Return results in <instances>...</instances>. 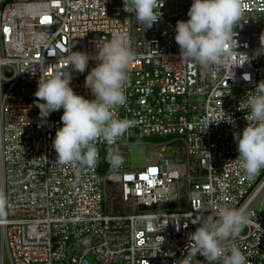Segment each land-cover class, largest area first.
Instances as JSON below:
<instances>
[{"label":"built area","instance_id":"2783aa9c","mask_svg":"<svg viewBox=\"0 0 264 264\" xmlns=\"http://www.w3.org/2000/svg\"><path fill=\"white\" fill-rule=\"evenodd\" d=\"M192 3L164 0L161 19L145 29L124 0H0V192L8 200L0 264L5 254L10 264H183L199 227L192 220L213 204L246 209L249 223L234 242L249 264H264V171L247 178L234 139L249 123L243 101L264 81V51L254 55L262 49L264 0H244L237 46L219 68L180 57L175 26L189 19ZM114 34L135 57L127 104L115 115L137 123L115 144H96L95 167L60 165L52 145L63 109L41 126L38 81L67 71L68 50L94 54ZM239 53L249 57L240 66ZM96 65L72 73L71 87L86 99H94L85 80ZM137 142L147 152L164 143L171 155L140 170L113 169L110 153Z\"/></svg>","mask_w":264,"mask_h":264},{"label":"clouds","instance_id":"9594fccd","mask_svg":"<svg viewBox=\"0 0 264 264\" xmlns=\"http://www.w3.org/2000/svg\"><path fill=\"white\" fill-rule=\"evenodd\" d=\"M163 6L164 0H124L125 11L131 7L137 22L145 29L152 28L161 19ZM243 10L244 0H193L187 13L189 19L179 20L175 26L181 59L204 68L222 66L237 46L234 29ZM27 11L30 13L32 9ZM260 43L262 49L254 54L257 57L264 51V34ZM72 49L67 51V71H58L48 79L41 75L34 95L41 126L53 112L63 109V126L57 129L52 145L58 164L79 163L83 168H92L99 160L96 144H115L137 123L115 115L116 110L127 104L128 69L135 57L120 34H114L94 54ZM239 54L242 61L238 66L249 59L247 54ZM90 60L97 61V65L88 72L85 87L94 99H86L71 87L72 73H84ZM245 79L250 81L251 76L246 74ZM250 93L243 101L248 110L245 119L249 123L242 134H234V139L238 144L237 159L251 181L264 171V81ZM210 123L201 131H206ZM108 161L113 169L124 163L117 152L110 153ZM7 206V197L0 192V217L6 215ZM204 211L210 214L192 220L199 227L189 234L183 264H193L198 255L204 257L201 264H249L248 257L234 242L249 223L246 209L213 204Z\"/></svg>","mask_w":264,"mask_h":264},{"label":"rangeland","instance_id":"374dc122","mask_svg":"<svg viewBox=\"0 0 264 264\" xmlns=\"http://www.w3.org/2000/svg\"><path fill=\"white\" fill-rule=\"evenodd\" d=\"M153 138L150 139L152 142ZM158 142H164L161 139L157 138ZM149 152H147V146L145 142H137L127 147V150L123 151L117 149L115 152L119 153L123 159L124 163L120 168L127 170H140L147 166L148 160L151 164H156L159 155L161 156H170L171 155V146L164 143L152 144L149 146ZM119 169V168H118ZM258 208L264 211V206L258 205ZM4 264H10L7 254H5Z\"/></svg>","mask_w":264,"mask_h":264},{"label":"water","instance_id":"95a60500","mask_svg":"<svg viewBox=\"0 0 264 264\" xmlns=\"http://www.w3.org/2000/svg\"><path fill=\"white\" fill-rule=\"evenodd\" d=\"M45 31H48V32H53L54 31V28H44ZM6 72H7V75L10 76L11 75V70L10 69H6ZM7 86H5L6 88ZM104 150V158H103V162L106 163L107 162V156H108V150H107V147H104L103 148ZM165 208L167 209H172L174 208L173 205H166ZM142 209H145L144 207Z\"/></svg>","mask_w":264,"mask_h":264},{"label":"snow or ice","instance_id":"6c2138e0","mask_svg":"<svg viewBox=\"0 0 264 264\" xmlns=\"http://www.w3.org/2000/svg\"><path fill=\"white\" fill-rule=\"evenodd\" d=\"M45 19H47V17H45Z\"/></svg>","mask_w":264,"mask_h":264}]
</instances>
